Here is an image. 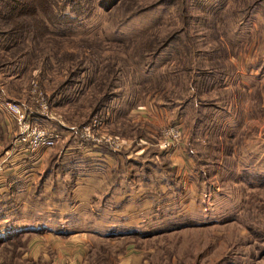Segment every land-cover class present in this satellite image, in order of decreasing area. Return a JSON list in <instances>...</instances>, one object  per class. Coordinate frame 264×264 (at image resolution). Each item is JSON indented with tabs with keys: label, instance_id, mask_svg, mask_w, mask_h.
Returning <instances> with one entry per match:
<instances>
[{
	"label": "rangeland",
	"instance_id": "rangeland-1",
	"mask_svg": "<svg viewBox=\"0 0 264 264\" xmlns=\"http://www.w3.org/2000/svg\"><path fill=\"white\" fill-rule=\"evenodd\" d=\"M15 2L0 18V88L10 100L33 107L35 84L54 117L36 118L80 126L96 116L99 132L148 153L159 150L164 121L144 136V106L160 105L180 123L188 162L163 219L125 237L43 236L58 205L31 192L21 202L5 186L0 264H123L129 252L136 259L125 264H264V173L240 169L254 162L247 151L264 153V0ZM130 109L134 120L120 118ZM106 111L117 112L109 127Z\"/></svg>",
	"mask_w": 264,
	"mask_h": 264
},
{
	"label": "crops",
	"instance_id": "crops-1",
	"mask_svg": "<svg viewBox=\"0 0 264 264\" xmlns=\"http://www.w3.org/2000/svg\"><path fill=\"white\" fill-rule=\"evenodd\" d=\"M8 97L0 88V190L5 186L14 188L21 202L30 192L37 198L48 195L58 205L55 225L51 224L49 229L47 227L42 231L41 226L32 225V230L40 231L43 236L85 233L87 237H125L130 232L135 233L138 224L152 223V218L163 219L160 208L167 204L169 191L178 197L180 188L171 186L180 184V171L188 162L183 146L169 153L160 150L148 153L143 150L145 147L136 146L131 141V144L114 150L95 142L75 141L74 125L66 121L32 116L34 121L53 124L63 130L60 140L51 147L54 151L39 149L32 154L20 150L11 152L15 126L10 114L1 105V100ZM11 100L23 106L17 97ZM144 107L150 120L143 130L144 136L152 138L157 121L170 120L164 118L166 110L160 105L146 103ZM259 108L260 112L264 110V92ZM131 111L133 109L120 118L126 116L128 120L133 119ZM116 114V111L105 112L106 126L109 127V121L118 120L114 118ZM245 120L241 118L239 122L243 124ZM259 139L264 137L261 135ZM263 156L264 153L259 150L247 151L245 158L251 157L254 162L244 163L247 167L252 165L248 169L241 164L240 169L251 173L249 169L254 167L256 174H263L264 159L258 162ZM69 224L76 226L70 227ZM129 258L136 259V256L129 252L122 263L125 264ZM64 263L62 260L58 262Z\"/></svg>",
	"mask_w": 264,
	"mask_h": 264
},
{
	"label": "built area",
	"instance_id": "built-area-1",
	"mask_svg": "<svg viewBox=\"0 0 264 264\" xmlns=\"http://www.w3.org/2000/svg\"><path fill=\"white\" fill-rule=\"evenodd\" d=\"M32 89L34 90L31 97L34 100L33 107H23L20 103L10 99L1 100L4 111L10 114L15 126L10 144L11 152L20 150L32 154L40 148L54 145L62 136V129L59 126L46 125L31 119L36 115L53 117L47 108L45 96L39 89H36L35 84ZM161 124L158 148L162 152H173L182 142V129L175 121H164ZM73 129L84 141L103 142L112 149H119L124 145L118 136L99 132V129H102V122L96 116H92L80 126H73Z\"/></svg>",
	"mask_w": 264,
	"mask_h": 264
},
{
	"label": "trees",
	"instance_id": "trees-1",
	"mask_svg": "<svg viewBox=\"0 0 264 264\" xmlns=\"http://www.w3.org/2000/svg\"><path fill=\"white\" fill-rule=\"evenodd\" d=\"M16 4L17 3L15 2V0H0V18L7 19V16L9 14H12ZM5 33L9 35H16L14 31H11L9 29Z\"/></svg>",
	"mask_w": 264,
	"mask_h": 264
}]
</instances>
